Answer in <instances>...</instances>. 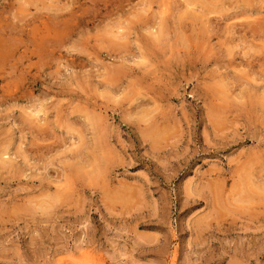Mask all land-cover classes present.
I'll return each mask as SVG.
<instances>
[{"label":"rangeland","instance_id":"obj_1","mask_svg":"<svg viewBox=\"0 0 264 264\" xmlns=\"http://www.w3.org/2000/svg\"><path fill=\"white\" fill-rule=\"evenodd\" d=\"M0 264H264V0H0Z\"/></svg>","mask_w":264,"mask_h":264}]
</instances>
